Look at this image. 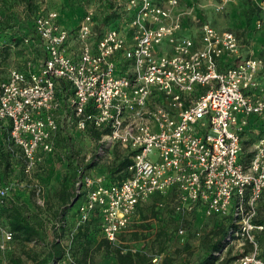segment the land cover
<instances>
[{
  "label": "built area",
  "instance_id": "2783aa9c",
  "mask_svg": "<svg viewBox=\"0 0 264 264\" xmlns=\"http://www.w3.org/2000/svg\"><path fill=\"white\" fill-rule=\"evenodd\" d=\"M180 1L115 0L122 22L101 32L95 29L93 10L86 11L75 32L58 22L57 11H42L35 28L46 58L38 69L12 68L0 78V128L9 122L25 173L40 153L53 151L59 126L57 78L73 87L68 124L81 131L105 129L98 140L101 149L120 145L132 151L119 181L83 176L77 182L84 200L76 226L97 210L103 237L122 251H136L121 245L118 235L154 195L171 194V206L182 216L201 209L213 217L232 205L236 215H243L248 207L241 234L252 239L250 228H264L251 221L258 202H264V133L249 161L242 157V134L251 117L264 120L259 80L264 58L235 31L207 22L199 25L197 40L179 34ZM250 1L258 11L254 29H262L264 0ZM10 188L0 184V251L13 240L1 212ZM156 200L157 208L164 206L163 198ZM184 232L183 227L176 231L179 236ZM72 236L65 248L68 257ZM241 261L264 264L255 252Z\"/></svg>",
  "mask_w": 264,
  "mask_h": 264
},
{
  "label": "rangeland",
  "instance_id": "374dc122",
  "mask_svg": "<svg viewBox=\"0 0 264 264\" xmlns=\"http://www.w3.org/2000/svg\"><path fill=\"white\" fill-rule=\"evenodd\" d=\"M233 1L193 0L187 5V13L197 17L190 19L198 25L209 19L220 26L245 23V28L248 27L251 23V17L247 16L246 13L244 15L241 9L234 8L233 10L229 7ZM62 2L63 0H32L37 10L53 9L57 11L58 16L60 13L58 9H60ZM74 2L68 0V8L64 6L67 8L66 11L70 20L80 8V5H74ZM83 5L85 11L93 10L94 15L101 17L102 0H87L85 3L83 2ZM205 5L208 7L207 13L209 15L207 13L202 14L206 9L204 8ZM29 6L28 0H0V25L1 22H8L9 25L3 32L10 35L16 33L17 19L29 18L25 15L26 8ZM80 20L81 17L77 24ZM230 21L231 23H228ZM60 24L66 26L64 23ZM101 28L99 27V29ZM95 29L97 30V28ZM242 34L244 35V32ZM27 59L28 65H31L34 59H37L36 63L42 62L44 56L33 52L27 45L0 38V78L7 77L12 68L20 69L24 65L26 66ZM67 113L68 111L66 112L65 109L59 112V123L66 120ZM65 126L73 138L70 140L72 152L63 158H59L56 152L60 153L61 151L56 150L53 144L51 154L45 158L43 155L46 153H40L41 158L36 161L30 173H25L23 166L22 172L16 170L15 174L9 175L6 179L7 184H13L17 188V190H13L14 201L19 205L21 203L26 204L27 214L31 221L38 223L40 235L36 240L30 241L13 237L8 249L0 251V264H14L17 259H20L21 264H32L33 257L40 259L45 256L49 249L48 244L62 229L58 225L54 227L52 220L53 212L58 207L56 192L60 187L62 178L65 175L69 177L67 175L70 173L73 174L79 164H82L84 168H80L82 170L76 185L83 176L107 178V172H110L112 165L116 163V155H122L126 152V149L120 145H114L110 149H104V147L101 149L86 131L77 129L72 123ZM251 132L252 130L248 131L246 135L248 140L242 144L244 155L250 153L253 147V134ZM96 153L98 157H96ZM245 160L249 161V158L246 157ZM11 182L13 183L11 184ZM161 198L164 202L163 207L156 209L154 203L157 200L150 198L137 209L130 224L118 235L121 245L133 247L136 251L146 253L151 258V264H166L167 261L170 264H191L197 261L203 255L206 244L216 236L214 231L220 225L227 224L230 217H232L233 229L227 236V243L219 251L214 252L215 259L211 264H243L241 257L254 252L256 258H264V228L259 229L255 226L250 228L249 233L252 235V239L246 233L241 234L244 226L242 216L249 211L248 207L243 208V215H236L234 205H232L226 213L213 217L205 216L201 209L182 216L172 208L171 194H166ZM83 200L84 193L79 195L76 189L74 198L67 205L66 222L63 227L66 230L58 236L64 249L67 247L71 235H75L80 229L77 228L76 222L79 215L78 206ZM90 218L81 225L87 229L81 228L82 232L73 242V247L70 245L69 257L65 254L61 264H78L80 259L79 264H114L115 253L113 249L116 245L103 241L101 229L99 230L95 223L88 225ZM251 221L252 225L260 222L264 224V202H258ZM179 227L185 229L183 236L176 233ZM154 257L157 258L155 262L153 261Z\"/></svg>",
  "mask_w": 264,
  "mask_h": 264
},
{
  "label": "trees",
  "instance_id": "16d2710c",
  "mask_svg": "<svg viewBox=\"0 0 264 264\" xmlns=\"http://www.w3.org/2000/svg\"><path fill=\"white\" fill-rule=\"evenodd\" d=\"M74 2V5H80V8H78L77 13L74 14L73 19L70 20V17H68L69 14L66 11L68 8V0H63L62 4L60 5V9H58L59 16H58V22L64 23L66 26L69 27L71 32H75L77 29V21L78 19L84 16L86 13L85 7L83 5V2L87 0H72ZM34 2V1H33ZM28 3L30 4L29 8H26L25 15H27V19H17V32L13 34H7L3 31H5V28H8V22H1L0 25V38L14 41L17 44H23L27 45L30 49H32L33 52H37L38 54H42L44 56V59L46 58L47 54L43 48L42 42L40 40V37L38 36L35 28V18L36 15L42 11L45 10H53V9H39L37 10L35 7L36 5L32 3V0H28ZM67 4V5H66ZM102 14L101 17H98L95 15V22H96V28L97 30L99 27H102L98 31H102L105 28L108 27H119L120 26V19H122V13L117 8H115V1L114 0H102ZM67 7V8H64ZM69 18V19H68ZM73 22V23H72ZM2 30V32H1ZM43 59V60H44ZM37 59H34L31 65H28L26 60V66L20 68L19 70H23V72L27 73L30 69H38L40 64L43 62L36 63ZM29 62V61H28ZM73 94V87L72 85L63 78H57L55 81V97L56 101L58 102V106L56 109H54V112L58 119V114L60 111H63L64 109L66 112L69 113V107H68V97ZM68 124V122L65 120L64 122H60L58 125L57 133L54 137V146L56 150L58 149L59 152H56L58 154L59 158H63V156L68 155L69 152H72L71 148V141L73 138L70 136V132H67L65 126ZM10 125L9 122L6 124H3L0 128V184H7L8 182L6 179L9 177V175H13L16 173V170L23 169L24 162L21 157L19 148H14L12 146V141L10 140L9 135ZM103 130L95 129L91 126H89L86 130V132L89 134V136L97 142L98 146H100V143L98 142L100 135ZM72 133V132H71ZM71 138V139H70ZM55 152V151H54ZM114 152V151H113ZM51 153H46L43 156L46 158ZM72 154V153H71ZM131 154L132 151L126 149V152L122 155L117 154L116 155V163L112 165L110 172H107V178H105L106 183L119 181L121 178H123L127 174V167L131 163ZM250 153H247L246 155L243 154V159L249 158ZM43 157V158H44ZM96 157L97 153H96ZM79 164V163H78ZM90 164V163H87ZM82 164H79V166L76 167V170L73 171V174L70 173L66 177V175L62 178L60 182V187L56 192V199L58 202V207L54 210V216L52 218L53 220V226L56 227V225L59 226V228H62L58 233H56V236L54 240H52L48 245L49 249L45 256H43L40 259L32 258L33 262L32 264H61V260L64 258L65 255V249L61 244L60 238H58L59 234L64 232L66 229H64V224L66 222V209L67 205L71 202V200L74 198L76 194V181L78 180L80 176V172L82 169ZM13 182H11L12 184ZM13 190H17L11 185L10 188V194L6 201V204L2 207V217L4 219L5 224L13 231V237L22 239V240H36L38 236L40 235L39 225L38 223L31 221L29 218V215L27 214V206L25 203H21L20 205L17 204L13 197ZM18 194V193H17ZM80 195V193H79ZM163 197L162 195H154L153 198L158 199ZM155 205V204H154ZM156 209H158L155 206ZM232 217H230V221L225 225H220L217 230L214 231V234L216 236L214 239L210 240L205 247L203 255L195 262L191 264H211L214 257V252L219 251L223 245L227 243V236L230 235L231 230L233 229V223H232ZM100 214L96 210L92 217L90 218V221H88V225L91 223H95L97 225V228L100 230ZM85 227V226H84ZM81 226H78L77 228H80L78 232L72 236V246L73 242L82 232L81 228H84ZM87 228H84L85 230ZM85 234V232H84ZM86 235V234H85ZM103 241L106 243H109L104 237ZM111 244V243H109ZM113 252L115 253L114 257V264H151V258L142 251H134L126 250L122 251L121 247H115L113 249ZM81 261V259H80ZM78 261V264L79 262ZM14 264H21L20 259H17ZM77 264V263H76ZM166 264H170L169 261L166 262Z\"/></svg>",
  "mask_w": 264,
  "mask_h": 264
},
{
  "label": "crops",
  "instance_id": "0c3cea01",
  "mask_svg": "<svg viewBox=\"0 0 264 264\" xmlns=\"http://www.w3.org/2000/svg\"><path fill=\"white\" fill-rule=\"evenodd\" d=\"M192 1L193 0H181L179 6L176 8L177 12L182 14L181 29L179 30V34L189 35V36L194 37L197 40V38L199 37V25L191 21L190 19V18H197V17H195L194 15L190 13H187L188 11L187 5L191 3ZM229 7L233 8V10L234 8H237L238 10L241 9L244 15L246 13L247 16L251 17V23H249L248 27L245 28V23L237 24V25H230V24L225 25L224 24L220 26V25H216L215 23L211 22L209 19H206L207 20L206 22L214 26L216 29H220V30L229 29V30L235 31L241 37L240 39L245 44V46L252 45V47H254L255 49V52L261 58H264V28L259 29V30L254 29V22H255V19L258 17V11L256 7L254 6L253 1L234 0L232 3H230ZM204 8L206 9H204L205 11H203L202 14L208 12L207 11L208 7L206 5L204 6ZM94 21H95V18H94ZM228 23H231V21ZM95 25H96V22H95ZM243 32H244V35L242 34ZM259 80L261 81L262 84H264V69H262L260 73ZM249 130H252L251 133L253 134L252 137H253V145H254L258 137L262 133H264V120L251 117L249 125L245 128V131L242 134V144L248 140V136L246 135Z\"/></svg>",
  "mask_w": 264,
  "mask_h": 264
},
{
  "label": "flooded vegetation",
  "instance_id": "af4514ba",
  "mask_svg": "<svg viewBox=\"0 0 264 264\" xmlns=\"http://www.w3.org/2000/svg\"><path fill=\"white\" fill-rule=\"evenodd\" d=\"M250 155H251V153H250Z\"/></svg>",
  "mask_w": 264,
  "mask_h": 264
}]
</instances>
